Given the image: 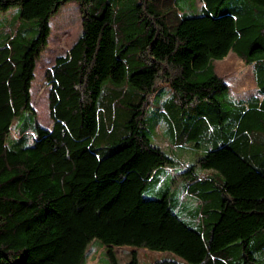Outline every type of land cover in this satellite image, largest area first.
<instances>
[{
	"label": "trees",
	"instance_id": "16d2710c",
	"mask_svg": "<svg viewBox=\"0 0 264 264\" xmlns=\"http://www.w3.org/2000/svg\"><path fill=\"white\" fill-rule=\"evenodd\" d=\"M68 1L0 0V264H82L94 240L113 260L131 247L125 264L139 249L172 255L148 264H264V0H73L82 30L45 73V128L31 87ZM231 51L257 94L234 99L216 73ZM164 87L167 135L204 155L183 161L144 131ZM27 111L33 135L9 143ZM154 174L198 199L193 223L169 188L144 195Z\"/></svg>",
	"mask_w": 264,
	"mask_h": 264
},
{
	"label": "rangeland",
	"instance_id": "374dc122",
	"mask_svg": "<svg viewBox=\"0 0 264 264\" xmlns=\"http://www.w3.org/2000/svg\"><path fill=\"white\" fill-rule=\"evenodd\" d=\"M191 0H182L179 4L181 8H187ZM195 1V0H193ZM200 5V0H197ZM174 8H177L175 5ZM189 8V7H188ZM52 32L48 40V46L42 51L36 63L35 79L32 83V105L37 114V121L45 128H50L53 121L49 114V85L47 84L45 73L51 67L58 56L66 54L82 30V14L78 3L71 0L64 3L59 13L53 18ZM215 71L221 76L229 86V93L234 99L247 98L257 94L258 87L255 80V66L242 60L237 53L231 51L225 58L215 61ZM168 88L164 87L160 92H156L152 97V104L146 114V124L144 131L157 144L176 158L183 161H190L198 155H204L206 149L199 147L195 140L181 146L175 143L172 135H167L166 124L160 119V111L165 106L169 98ZM35 118L29 111L23 112L17 119L12 133L9 136V143L22 134L33 135ZM169 136V137H168ZM197 139V138H196ZM190 140V139H189ZM175 171V169L173 170ZM163 181L164 188L157 189L156 184ZM172 183L171 177H160L154 174L146 188V197L160 198L169 188L171 207L175 213L185 219L188 223L196 220L198 212V199L191 196L185 185H181L180 180ZM171 188V190H170ZM131 247L123 246L115 248V260L109 257L108 248L99 240H94L89 244L87 255L82 264H125L131 259ZM172 256L168 252L138 250L139 264H148L157 258Z\"/></svg>",
	"mask_w": 264,
	"mask_h": 264
}]
</instances>
